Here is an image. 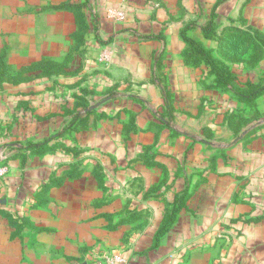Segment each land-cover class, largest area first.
<instances>
[{
	"label": "rangeland",
	"instance_id": "obj_1",
	"mask_svg": "<svg viewBox=\"0 0 264 264\" xmlns=\"http://www.w3.org/2000/svg\"><path fill=\"white\" fill-rule=\"evenodd\" d=\"M4 53L0 264H264V0H0Z\"/></svg>",
	"mask_w": 264,
	"mask_h": 264
},
{
	"label": "crops",
	"instance_id": "obj_2",
	"mask_svg": "<svg viewBox=\"0 0 264 264\" xmlns=\"http://www.w3.org/2000/svg\"><path fill=\"white\" fill-rule=\"evenodd\" d=\"M28 16L29 15H22V17H19V20L17 21H12V24H13V27H28L29 25V20H28ZM157 37V36H156ZM152 37L151 39L154 40V41H158V37ZM160 40V39H159ZM5 57H8V54L7 53H4V55L0 54V60L4 62L5 64V61L4 58ZM46 61V58L45 56L43 57H39V58H36L34 60H32L31 62H29L28 60L27 61H22L21 63H19L18 65H15L14 63H11V61L9 59H7V64H5V68L3 69L1 66H0V74L3 73V75L5 76H9V77H15V79L19 78V77H24V76H27V75H36V76H45V71H44V63ZM41 65H42V68H41ZM9 69H8V68ZM20 83H23L21 80L20 81H17L13 84H9V82H6L4 81V84L5 85H10L12 87L14 86H19L17 84H20ZM2 85V83H1ZM0 85V87H1ZM4 87V86H3ZM105 100L107 99H103L102 101H100L98 104L104 102ZM22 102L25 101V100H21ZM24 103V102H23ZM90 109H94V107H90ZM88 109V110H90ZM33 111V110H31ZM30 113V112H29ZM30 115V114H29ZM35 115L32 114L31 112V119H29V121H31L32 123L34 121H36V119H34ZM39 134H40V131H39ZM242 135L240 136L239 139H241ZM28 139H32V137H27ZM46 138V137H45ZM42 143H44V141H42ZM42 143H37V144H32L31 147L30 146H27V147H20L19 144H13V145H10V148L14 147L16 148L17 151H20L22 153L20 154H24L21 158V160L23 161L22 163H24L25 160V155L27 154L28 155H32L33 153H35L33 150H36V151H42L41 149H38L37 147L39 146H36V145H41ZM17 145V146H15ZM34 147V148H32ZM4 166V165H3ZM62 176H61V173H60V176L57 178V181H56V186L57 185H60V183H62ZM172 205H175V200L172 201Z\"/></svg>",
	"mask_w": 264,
	"mask_h": 264
},
{
	"label": "trees",
	"instance_id": "obj_3",
	"mask_svg": "<svg viewBox=\"0 0 264 264\" xmlns=\"http://www.w3.org/2000/svg\"><path fill=\"white\" fill-rule=\"evenodd\" d=\"M77 15H78V13H77ZM77 17H79V19L77 20V23L81 26V28H83L84 25H85L84 20H81V19H80V15H78ZM185 29H186V28H184V29L180 32V36H181L182 40H183L188 46H190V48H193L194 51H195L196 53H198L201 57H203L204 60H206V61L211 65V67L215 70V72L217 71V78H218V80H219V81L222 80L223 77H222V75H221L220 69H219V70L216 69L215 66H214V64H213V62H211L210 59H208V58L205 57V52H204V50L202 49V47L197 43V41H196L195 39L189 37V36L186 34V30H185ZM156 38H157V37H156ZM0 66L4 69L6 65L4 64L3 61L0 60ZM0 75H1L2 77L5 76V75H3V73L0 74ZM258 94H260V91H255V92L253 91V93L242 94L241 97H243V98H245V99H247V100H248V99L250 100V99L253 98V96H257ZM64 130H65V129H63L62 131H64ZM30 147H31V146H30ZM4 162H5V161L3 160L2 162H0V164H3ZM68 173H70V172H65V173H63L61 179L63 180L64 176H65V175H68ZM70 174H71V173H70ZM178 208H179V207H178ZM178 208H176V205H174V206L172 207V209H171V213H170L171 218L169 219L168 224H167L166 226L162 227V229L158 231L159 233H162V232H164V230H167V229H168V227L170 226V223H172V221H173L174 215H175V213H176V210H178ZM6 215H7V213H6Z\"/></svg>",
	"mask_w": 264,
	"mask_h": 264
},
{
	"label": "built area",
	"instance_id": "obj_4",
	"mask_svg": "<svg viewBox=\"0 0 264 264\" xmlns=\"http://www.w3.org/2000/svg\"><path fill=\"white\" fill-rule=\"evenodd\" d=\"M1 166H0V175H2L6 171L5 167H1Z\"/></svg>",
	"mask_w": 264,
	"mask_h": 264
}]
</instances>
